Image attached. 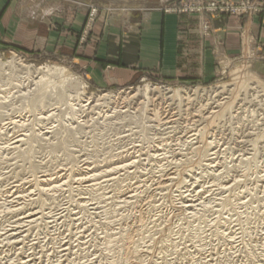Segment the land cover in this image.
Listing matches in <instances>:
<instances>
[{"label":"rangeland","instance_id":"obj_1","mask_svg":"<svg viewBox=\"0 0 264 264\" xmlns=\"http://www.w3.org/2000/svg\"><path fill=\"white\" fill-rule=\"evenodd\" d=\"M229 1L238 6L252 3L253 11L246 17L264 16V0ZM95 16L96 11H92L91 21H94ZM214 19L210 18L207 22V33L203 24V32L207 37L212 32L210 22ZM90 26L86 23L82 32L84 37L78 41L81 48L88 41ZM248 46L238 61H219L220 75L208 85L165 83L145 76L121 88L99 86L94 72L80 65V58H59L40 52L25 54L12 48L0 49L2 65L8 66L18 57L36 69L66 68L74 74L77 83L87 85L89 95H119L118 102L112 105L115 109L117 107L116 111L125 106L120 104L126 95L132 97L145 86L157 87L160 91H182V96L198 90L200 95L195 99L192 96L193 100L186 98V95L183 99L173 97L164 100L160 95L156 98V105H150L146 115L137 112V107L135 111L132 108L130 112H137L136 117H139L135 121L130 118L119 121L113 117L103 120L99 110H87L79 115L80 119L76 116L78 125L71 127L72 123L65 125L70 111L65 107L56 110L59 106L54 105L55 101L47 104L43 110L40 108L39 112L51 110V113L30 114L26 111L22 94L33 90L32 84L27 80L23 88L11 87L17 82L6 83L7 79L1 77L0 112L15 118L19 126H11L10 132L0 137V147L4 142L13 144L8 152L0 153V234L3 233L0 236V264H264V92L262 89L256 91L259 94L252 90L242 92L231 108L220 111L219 118L215 117L216 121L210 119L214 120L212 124L218 123L216 126L211 127L210 121L203 119L212 118L209 112L219 111L220 103L228 102L230 97L227 90L232 88L230 85L237 74L244 73L242 75L256 78L264 89V72L255 64L260 60L258 47L250 49ZM15 69V77H29L31 81L30 76H24L20 69ZM214 90L220 94L216 96L212 93ZM103 108L101 110L105 111L106 108ZM6 120L3 123L9 122ZM102 122L107 125L104 126ZM77 126H82V130L74 128ZM67 127L74 129L75 134L67 133ZM201 131L205 134L202 137L197 134ZM23 136H28L26 138L29 141L32 138L30 143L26 139L23 146L22 143L15 144ZM204 136L208 143L203 141L202 144L201 138ZM35 137L41 139L37 141ZM209 143L211 145L207 146ZM18 145L21 146L19 150L13 149ZM29 147L32 149L28 154L24 151ZM204 147L208 150L202 153L200 149ZM206 159H212L213 163L206 162ZM197 162L211 165L209 169H200L195 165ZM132 163L133 166H130ZM36 164L38 168H35ZM108 164H114L110 166L112 168H127L111 177H103L100 175L103 170L112 169L105 167ZM86 168L90 174H85L88 172L84 170ZM178 170L185 172L182 175L185 184L179 188L175 186L176 180L166 183L167 179L177 178ZM93 175L98 177L97 180L92 178ZM43 176H51V179L60 181L57 186H63L62 191L56 194L57 201L54 203H37L39 188L43 187L36 186L35 182L36 179L44 180ZM83 178L86 180L80 181ZM56 185L44 188L50 189ZM89 186L94 187L93 192L86 191ZM6 190L11 193L4 194L3 201L1 195ZM29 203L32 205L27 206ZM20 208L22 211L17 214L7 213L9 209ZM32 215H38L35 218L42 217L43 223L30 228L22 222Z\"/></svg>","mask_w":264,"mask_h":264},{"label":"crops","instance_id":"obj_2","mask_svg":"<svg viewBox=\"0 0 264 264\" xmlns=\"http://www.w3.org/2000/svg\"><path fill=\"white\" fill-rule=\"evenodd\" d=\"M181 1L0 0V49L80 58L101 87H126L145 76L208 85L220 75L219 61H238L248 45L258 47L255 64L264 72V16H221L207 37L204 15L172 11Z\"/></svg>","mask_w":264,"mask_h":264},{"label":"bare ground","instance_id":"obj_3","mask_svg":"<svg viewBox=\"0 0 264 264\" xmlns=\"http://www.w3.org/2000/svg\"><path fill=\"white\" fill-rule=\"evenodd\" d=\"M211 24V23H210ZM2 66V67H1ZM0 68H5V69H0V78L2 77V78H6L7 79V82L6 83H12V82H14V81H16L15 83V85H13V84H11L10 86L12 87H19V88H21L22 86H24L25 84V81H29L31 84H32V86H33V90L31 89H29L28 90V94L26 93V94H22V97H23V99L25 100V105H26V111H28L30 114H36V113H39L40 112V110L42 109H45L46 108V106H47V104H49V103H53L52 101H55V104L54 105H57V106H59V108L57 107L56 108V110L57 109H60L61 107H65V109L66 110H69L70 111V113L68 114V119H67V121H65V125H67V124H71L70 126L72 127L73 125H75V124H77L76 123V116L78 117V119H80V117H79V115H83V113H85L87 110H90V112H95L96 110H99L100 111V114L102 115V117H103V120L105 119V118H112L113 117V119L114 118H117V119H119V121H120V119H122V120H124V121H127L126 119L127 118H130V119H134L133 121H135V119H137V118H139V117H136V115L138 114L137 112L139 111V113H143V114H147V111H148V109H149V107L151 108V106H152V104L155 106L156 105V102H157V99L159 98L158 96H160V95H162V97L161 98H163L164 100L165 99H170V98H172L173 99V97L175 98H182V97H184L185 95H186V98L188 97V99L189 98H191L192 96H194V99H195V97H199L200 95H199V91L198 90H194L193 91V94H186V93H184V95L182 96V91H170V90H159V88H157V87H150V86H145L143 89H139L138 90V94H134V96H132V97H128L129 95H126V97L124 98V99H122V103L120 104V106H124V107H120V110H118V111H116V109H117V107H116V109L115 108H113L112 107V105L113 104H115V103H117L118 101H117V97L119 96V95H117V94H113V93H103V94H100V95H98V96H92V95H89V93H88V91H87V85L85 84V83H83V82H81V84H79V83H77L76 82V78H75V76H74V74L73 73H71L68 69H66V68H61V67H48L46 70H43V69H41V68H39V69H36L35 67H33L32 65H27V64H25L23 61H21V60H19L18 59V57L16 58H14V60L12 61V62H10V64L8 65V66H6V65H2L1 63H0ZM13 68H16L15 70H18V69H20L21 71H22V74H24V76H30V78H31V81L27 78V77H15L14 76V74H15V71L13 70ZM1 70L3 71V72H1ZM242 74H244V73H242ZM241 73L240 74H237V75H235V78H234V83L233 84H231L230 86L232 87L230 90H227V93L229 94V96H228V98L230 97V99L228 100V102H227V100H226V102L225 103H220L221 105H219V111L218 110H216V111H212L211 113L209 112V115H211L212 116V118L209 116V117H206V116H208V114H206V118H203V119H207V121H210V119H213L214 118V120L216 121V119H215V117H218V115L221 113V112H224L225 110V108L227 109V108H231L232 107V105H233V103H235L236 102V100H237V98L241 95V93L243 92H245V91H247V92H249L248 90H252L253 92H256V91H259L260 89H262V91L264 92V89H263V87H262V85H260V83L256 80V78H253V77H251V76H249V75H242ZM35 75V76H34ZM2 80V79H1ZM24 80V81H23ZM4 82V81H3ZM30 84V85H31ZM6 85V84H5ZM8 87V86H7ZM23 88V87H22ZM27 88H28V86H27ZM161 88V87H160ZM164 89V88H163ZM213 89V88H212ZM1 90V89H0ZM220 90H222V89H220ZM219 90V91H220ZM15 91H17V90H15ZM14 91V92H15ZM25 91V90H24ZM26 91H27V89H26ZM32 91V92H31ZM137 91V90H136ZM201 91V90H200ZM206 91V90H205ZM208 91V90H207ZM211 91V90H210ZM12 92V91H11ZM185 92V91H184ZM203 92V91H202ZM139 93H140V95H139ZM161 93H163V94H161ZM207 93H209V92H207ZM212 93H214V94H216V96L217 95H219L220 93L218 92V90H214ZM257 93V92H256ZM204 94V93H203ZM257 94H259V93H257ZM27 95H29L28 97H25V96H27ZM169 95H171V96H169ZM205 95V94H204ZM254 95H255V93H254ZM17 96H19V95H17ZM21 96V95H20ZM206 96H208V95H206ZM215 96V95H214ZM223 96H224V94H223ZM246 96V95H245ZM7 97V96H6ZM14 97V96H13ZM158 97V98H157ZM247 97V96H246ZM157 98V99H156ZM196 98V99H197ZM225 98V97H224ZM240 98H242V97H240ZM256 98H258V97H256ZM7 99V98H6ZM15 99V98H14ZM183 99V98H182ZM192 100H193V98H191ZM206 99H208V97L206 98ZM218 99H219V97H218ZM252 99H253V97H252ZM119 100V99H118ZM178 100V99H177ZM216 100V99H215ZM221 100V99H220ZM262 100V99H261ZM23 101V100H22ZM189 101V100H188ZM243 101V100H242ZM1 102V101H0ZM15 102V101H14ZM164 103H165V101H163ZM190 102H191V100H190ZM189 102V103H190ZM218 102V101H217ZM222 102H224V100L222 101ZM254 102V101H253ZM257 102V101H256ZM159 103V102H158ZM170 103V102H169ZM197 103V102H196ZM206 103H207V100H206ZM210 103V102H209ZM238 103H240V102H238ZM260 103V102H259ZM188 104V103H187ZM151 105V106H150ZM158 105V104H157ZM160 105V104H159ZM241 105V104H240ZM118 106H119V104H118ZM214 106V105H213ZM212 106V107H213ZM263 106V105H262ZM102 107H104L103 109H105L106 108V110L104 111V110H101V108ZM110 107H112V108H110ZM127 107H129V108H127ZM135 107H137V109H135L137 112H130L131 110H132V108H133V110H134V108ZM214 107H216V105L214 106ZM218 107V106H217ZM241 108H242V106H240ZM258 107V106H257ZM17 108V107H16ZM21 108V107H20ZM41 108V109H40ZM119 108V107H118ZM124 108H127L126 110H124L123 111V109ZM159 108V107H158ZM163 108V107H162ZM179 108V107H178ZM262 108V107H261ZM24 109V108H23ZM62 109V108H61ZM173 109V108H172ZM184 109V108H183ZM183 109H181V110H183ZM239 109V108H238ZM55 110V111H56ZM113 110H114V112H113ZM134 110V111H135ZM229 110V109H228ZM234 110V109H233ZM164 111V110H163ZM167 111V110H166ZM221 111V112H220ZM22 112V111H21ZM88 112V111H87ZM162 112V111H161ZM165 112V111H164ZM241 112V111H240ZM46 113H51V110L49 111H47ZM46 113H39V115H45ZM154 113V112H153ZM196 113V112H195ZM239 113V112H238ZM197 114V113H196ZM203 114V113H202ZM55 115V114H54ZM163 115H165V114H163ZM200 114H198V116H199ZM228 115V114H227ZM11 116V115H10ZM139 116V115H138ZM144 116V115H143ZM142 116V117H143ZM175 116V115H174ZM195 116H197V115H195ZM198 116H197V118H198ZM200 116H202V115H200ZM214 116V117H213ZM224 116V115H223ZM5 117H7V118H5ZM12 117V116H11ZM9 118V115H8V113L6 114V113H4V114H1V112H0V137L2 136V135H6L7 133H9L10 131V127L11 126H13V125H16L18 122H16V120H15V118ZM35 117V116H34ZM150 117V116H149ZM172 117V116H171ZM221 117V116H220ZM155 118H156V116H155ZM184 118H186V117H184ZM209 118V119H208ZM219 118V117H218ZM8 120L9 122L8 123H3V121L4 120ZM152 120L154 119V117L153 118H151ZM6 120V121H7ZM30 120V119H29ZM183 120V119H182ZM197 120V119H196ZM195 120V121H196ZM214 120H211L212 122L214 121ZM112 121V120H111ZM116 121V120H115ZM190 121H192V120H190ZM211 121H210V123H209V125L211 126V125H214V126H216V125H218V123L215 125V124H212L211 123ZM106 122V121H105ZM163 122V121H162ZM169 122V121H168ZM172 122V121H171ZM19 123H20V121H19ZM24 123V122H23ZM29 123V122H28ZM62 123V122H61ZM79 123V122H78ZM103 123V122H102ZM109 123V125H110V122H108ZM113 123V122H112ZM120 123V122H119ZM161 123V122H160ZM167 123V122H166ZM205 123V122H204ZM207 123V122H206ZM205 123V124H206ZM214 123V122H213ZM30 124V123H29ZM28 124V125H29ZM45 124V123H44ZM84 124V123H83ZM104 124V126L105 125H107L106 123H103ZM143 124H144V122H143ZM172 124V123H171ZM180 124H181V122H180ZM184 124V123H183ZM197 124V123H196ZM18 125V124H17ZM16 125V126H17ZM22 125V124H21ZM58 125V124H57ZM65 125H63V126H65ZM78 125V124H77ZM87 125V124H86ZM91 125V124H90ZM121 125V124H120ZM198 125V124H197ZM19 126V125H18ZM24 126V125H23ZM27 126V125H26ZM52 126H54V125H52ZM83 126H85V125H83ZM103 126V125H102ZM150 126V125H149ZM154 126H155V124H154ZM59 127V126H58ZM66 127V126H65ZM71 127H67V130H65L67 133H68V131H69V133H71V134H73L74 132H73V130L72 129H70ZM89 127V126H88ZM108 127V126H107ZM110 127V126H109ZM112 127H113V125H112ZM167 127V126H166ZM193 127V126H192ZM212 127V126H211ZM37 128V127H36ZM52 128V127H51ZM74 128H79V130H82L81 128H82V126H77V127H74ZM91 128V127H90ZM118 128H120V127H118ZM207 128V127H206ZM210 128V127H209ZM15 129V128H14ZM104 129H106V128H104ZM175 129V128H174ZM188 129V128H187ZM202 129V128H201ZM17 130V129H16ZM22 130V129H21ZM93 130V129H92ZM129 130V129H128ZM145 130V129H144ZM27 131V130H26ZM78 131V130H77ZM86 131V130H85ZM90 131V130H89ZM105 131V130H104ZM120 131V130H119ZM168 131V130H167ZM177 131V130H176ZM181 131V130H180ZM185 131V130H184ZM190 131V130H189ZM203 131V130H202ZM201 131V132H202ZM206 131V133H209V132H207V130H205ZM205 131H204V133H205ZM30 132V131H29ZM51 132H52V130H51ZM84 132V131H83ZM112 132V131H111ZM133 132V131H132ZM168 132H171V131H168ZM196 132V131H195ZM198 132V131H197ZM174 133V132H173ZM183 133V132H182ZM188 133V132H187ZM18 134V133H17ZM75 134V133H74ZM133 134V133H132ZM184 134V133H183ZM197 134H201V135H199V136H203V135H205V134H203V132L202 133H197ZM197 134H196V136H197ZM203 134V135H202ZM19 135V134H18ZM207 135V134H206ZM39 136V135H38ZM43 136H45V135H43ZM47 136V135H46ZM121 136H124V135H121ZM24 138H22V139H20V140H17L16 142H15V144H19V143H22L21 144V146H23V143H25L27 140L29 141V139H27L26 137H28V136H23ZM76 137V136H75ZM80 137V136H79ZM119 137V136H118ZM207 137V136H206ZM10 138V137H9ZM16 138V137H15ZM17 138H18V136H17ZM38 138H40V137H38ZM37 138V139H38ZM117 138V137H116ZM193 138V137H192ZM204 138H205V136L203 137V138H201L202 139V144H203V141H206L207 142V140H206V138H205V140H204ZM27 139V140H26ZM31 140H32V138H30ZM35 139H36V137H35ZM36 139V140H37ZM41 139V138H40ZM44 139V138H43ZM98 139V138H97ZM157 139V138H156ZM176 139V138H175ZM200 139V140H201ZM14 140V139H13ZM12 140V141H13ZM16 140V139H15ZM30 140V141H31ZM47 140H49L48 138H47ZM53 140V139H52ZM112 140V139H111ZM30 141H29V143H30ZM35 141V140H34ZM38 141V140H37ZM63 141V140H62ZM10 142H11V140H10ZM33 142V141H32ZM118 142V141H117ZM119 142H120V140H119ZM190 142V141H189ZM201 142V141H200ZM50 143V142H49ZM83 143V142H82ZM114 143H115V141H114ZM162 143V142H161ZM184 143V142H183ZM208 143V142H207ZM212 143V142H211ZM211 143H209L207 146H210L211 145ZM216 143V142H215ZM26 144V143H25ZM32 144V143H31ZM168 144V143H167ZM188 144H190V143H188ZM187 144V145H188ZM193 144V143H192ZM201 144V143H200ZM200 144H199V146H200ZM206 144V143H205ZM204 144V145H205ZM11 145H13V144H9V143H3V145L0 147V153L3 151V152H8L9 151V148L11 147ZM101 145V144H100ZM182 145V144H181ZM21 146H15L13 149H18L19 147H21ZM26 146V145H25ZM36 146V145H35ZM34 146V147H35ZM125 146V145H124ZM166 146V145H165ZM175 146V145H174ZM202 146V145H201ZM198 147V146H197ZM212 147V146H211ZM211 147H207V148H211ZM28 148V147H27ZM178 148V147H177ZM190 148V147H189ZM32 149V147H29V149L27 150V151H29V152H27V151H24V152H26V153H30L31 150ZM50 149V148H49ZM173 149V148H172ZM194 149H196V148H194ZM19 150V149H18ZM24 150H26V149H24ZM192 150V149H191ZM198 150V149H197ZM202 150V151H201ZM205 150H208V149H206V147H204V148H202V149H200V151L202 152V153H204L205 152ZM20 151H22V149L20 150ZM38 151V150H37ZM197 152V151H196ZM173 153V152H172ZM177 153V152H176ZM180 153V152H179ZM192 153V152H191ZM198 153H200V152H198ZM27 154V155H28ZM164 154V153H163ZM170 154V153H169ZM201 154V153H200ZM206 154V153H205ZM210 155V154H209ZM212 155V154H211ZM210 155V156H211ZM24 156H25V153H24ZM186 156V155H185ZM210 156H208V157H210ZM3 157V156H2ZM6 157V156H5ZM182 157V156H181ZM189 157V156H188ZM199 157V156H198ZM200 157H201V155H200ZM199 157V158H200ZM59 158V157H58ZM203 158H205V156H203ZM197 159V158H196ZM7 160V159H6ZM189 160H190V158H189ZM197 160H199V159H197ZM201 160L203 161V159L201 158ZM207 160V159H206ZM43 161V160H42ZM46 161V160H45ZM169 161V160H168ZM209 161H211V163H213V161H212V159L211 160H209ZM208 160L206 161V162H209ZM179 162V161H178ZM191 162V161H190ZM196 162V161H195ZM206 162H204L205 164H206ZM5 163V162H4ZM176 163V162H175ZM215 163V162H214ZM64 164V163H63ZM133 164L134 163H132L130 166H133ZM181 164V163H180ZM179 164V165H180ZM192 164V163H191ZM195 164V163H194ZM205 164H201V163H198L197 162V164H195L196 166H198V168H203V169H207L211 164H209L208 166L207 165H205ZM86 165V164H85ZM112 165H114V164H108V165H105V167L108 169L110 166H112ZM86 166H89L88 164L86 165ZM176 166H178V165H176ZM195 166V167H196ZM56 167V166H55ZM192 167H194V166H191V168ZM35 168H38V166H37V164H36V166H35ZM61 168V167H60ZM110 168H112V167H110ZM126 169L127 167H114V168H112V169H109V170H103V172L100 174V175H102L103 177H111L113 174H115V173H117L119 170H121V169ZM173 168V167H172ZM11 169H12V167H11ZM14 169V168H13ZM188 169V168H187ZM209 169V168H208ZM34 170V169H33ZM56 170V169H55ZM59 170V169H58ZM85 171H88V172H86L85 174L87 175V174H90V172H89V169L88 168H86V169H84ZM84 170H76L77 172L78 171H81V172H85ZM100 170V169H99ZM183 170H185V169H183ZM183 170L180 172L179 170V172L178 173H176V179H173V178H171V179H167L166 180V183H173L174 182V180H176V183H175V186L177 185L178 186V188H179V186H182V185H184L185 184V177H182V175H184V173L185 172H183ZM191 171V169L189 168L188 169V171ZM177 171V170H176ZM186 171V170H185ZM95 172H97V171H95ZM32 173H34V172H32ZM188 173V172H187ZM175 175V174H174ZM50 177V178H49ZM179 177V178H178ZM43 178H44V180H38V179H36V182H35V184H36V186H38V187H43V189H41V188H39V191H38V200H37V203H44V204H46L47 202H56L57 201V199H56V194L57 193H60L61 191H62V185H56V184H58L60 181H55V180H53V179H51V176H43ZM92 178H94V180H97V176L96 175H93V177ZM187 178V177H186ZM192 178V177H191ZM86 180V178H83V179H81L80 181H85ZM93 180V181H94ZM106 181H104L103 183H105ZM107 182H109V181H107ZM115 183L116 181H112V183ZM53 184H55L56 186H54V187H52V188H50V189H45L44 187H46V186H51V185H53ZM117 184V183H116ZM195 184V183H194ZM167 185V184H166ZM167 187H168V185H167ZM164 188V187H163ZM175 188V187H174ZM170 189V188H169ZM93 190H94V187H91V186H89L88 188H86V191H90V192H93ZM230 190V189H229ZM188 191V190H187ZM161 192H162V190H161ZM174 192V191H173ZM183 192V191H182ZM8 193H11L10 192V190H6L5 192H3L2 193V195H1V198H2V200L4 201V194H8ZM192 193V192H191ZM120 194V193H119ZM167 194H168V192H167ZM123 195V194H122ZM120 196V195H119ZM177 196V195H176ZM227 198H229V197H227ZM126 199H128V198H126ZM230 199H232L231 197H230ZM228 200V199H227ZM36 202V201H35ZM51 202V203H52ZM121 203V202H120ZM125 203H127V201H125ZM246 203V202H245ZM128 204V203H127ZM182 204V203H181ZM30 205H32V204H27V206H30ZM192 205V204H191ZM241 205H242V203H241ZM3 207V206H2ZM109 207V206H108ZM122 207V206H121ZM185 207H187V206H185ZM25 208V207H24ZM24 208H22V209H24ZM57 208V207H56ZM131 208V207H130ZM183 208V207H182ZM189 209V208H188ZM204 209V208H203ZM203 209H202V211H203ZM20 211H22L21 210V208L20 209H14V210H10L9 209V211L7 212V213H9V214H11V215H14V214H17V213H19ZM101 212V211H100ZM198 212H199V210H198ZM0 213H1V211H0ZM51 213V212H50ZM60 213V212H59ZM91 213H92V211H91ZM105 213V212H104ZM196 213V212H195ZM42 214V216H44V214L43 213H41ZM193 214V213H192ZM54 215V214H53ZM197 215H198V213H197ZM63 216V215H62ZM107 216V215H106ZM35 217H38V215L37 216H35V215H32V216H29V217H26V218H24V220L22 221V222H24V224L26 225L27 224V226H30V228H31V226L32 225H34V224H39V223H43V218L41 217H39V218H35ZM78 217V216H77ZM109 217V216H108ZM45 218V217H44ZM55 218V217H54ZM101 218V217H100ZM93 219V218H92ZM102 219V218H101ZM104 219V218H103ZM76 220V219H75ZM105 220H106V218H105ZM44 221H45V219H44ZM63 221V220H62ZM50 222V221H49ZM52 222V221H51ZM217 222V221H216ZM45 223V222H44ZM48 223V222H47ZM152 223V222H151ZM112 224V223H111ZM43 225V224H42ZM215 225V224H214ZM60 226V225H59ZM70 226V225H69ZM213 226V225H212ZM216 226V225H215ZM101 227V226H100ZM29 228V227H28ZM27 228V229H28ZM39 228V227H38ZM65 228V227H64ZM12 229V228H11ZM29 230V229H28ZM37 230V229H36ZM38 231V230H37ZM26 232H27V230H26ZM29 233V232H28ZM28 233H26V235L28 234ZM5 234V233H4ZM7 234V233H6ZM18 234V233H17ZM74 234V233H73ZM1 235H3V233L2 234H0V236ZM85 235V234H84ZM5 236V235H4ZM3 236V237H4ZM37 237V236H36ZM57 237V236H56ZM225 237V236H224ZM245 237V236H244ZM16 238V237H15ZM40 238V237H39ZM42 238V237H41ZM243 238V237H242ZM22 239V238H21ZM127 239V238H126ZM58 240V239H57ZM54 241H56V240H54ZM65 241V240H64ZM40 242V241H39ZM67 242V241H66ZM69 242V241H68ZM19 243V242H18ZM38 243V242H37ZM51 243V242H50ZM62 243V242H61ZM65 243V242H64ZM79 243V242H78ZM235 243V242H234ZM11 244V243H10ZM39 244V243H38ZM67 244V243H66ZM6 245V244H5ZM70 245V244H69ZM91 245V244H90ZM14 246V245H13ZM26 246V245H25ZM29 246V245H28ZM34 246V245H33ZM23 247V246H22ZM60 247V246H59ZM35 248V247H34ZM42 248V247H41ZM46 248V247H45ZM48 249V248H47ZM247 249V248H246ZM250 249V248H249ZM56 250V249H55ZM67 250V249H66ZM252 250V249H251ZM138 251V250H137ZM247 251V250H246ZM254 251V250H253ZM48 252V251H47ZM251 252V251H250ZM249 252V253H250ZM49 253V252H48ZM57 253V252H56ZM68 253V252H67ZM248 253V254H249ZM252 253V252H251ZM250 253V254H251ZM51 254V253H50ZM55 254V253H54ZM62 254V253H61ZM253 254V253H252ZM251 254V256H253ZM42 255V254H41ZM137 255V254H136ZM10 256V255H9ZM138 256H140V255H138ZM250 256V257H251ZM26 257V256H25ZM249 257V256H248ZM61 258V257H60ZM66 258V257H65ZM120 258V257H119ZM135 258V257H134ZM67 260V259H66ZM72 260V259H71ZM21 261V260H20ZM29 261V260H28ZM16 263V262H15ZM67 263V262H66ZM142 263V262H141ZM141 263H139V264H141ZM11 264V263H10ZM33 264V263H32ZM60 264V263H59ZM74 264V263H73ZM79 264H80V262H79ZM135 264V263H134Z\"/></svg>","mask_w":264,"mask_h":264},{"label":"built area","instance_id":"obj_4","mask_svg":"<svg viewBox=\"0 0 264 264\" xmlns=\"http://www.w3.org/2000/svg\"><path fill=\"white\" fill-rule=\"evenodd\" d=\"M251 4L249 2L238 6L229 0H185L179 2L172 11L178 14L204 15L207 19L204 25L207 33L209 29L207 22L210 18L221 16L244 17L253 11Z\"/></svg>","mask_w":264,"mask_h":264}]
</instances>
